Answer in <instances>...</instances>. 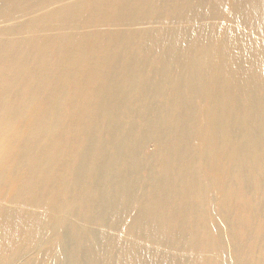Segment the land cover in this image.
I'll list each match as a JSON object with an SVG mask.
<instances>
[{
  "label": "bare ground",
  "instance_id": "1",
  "mask_svg": "<svg viewBox=\"0 0 264 264\" xmlns=\"http://www.w3.org/2000/svg\"><path fill=\"white\" fill-rule=\"evenodd\" d=\"M58 1L15 0L7 9H0V105L13 87V16L28 15L20 21L26 23L21 28L25 36L17 37L24 41L32 30L38 28L39 34L48 24L46 11L54 10L62 27L71 31L78 26L81 58L73 67L81 70L85 66L88 75L80 78V87L70 93L72 104L84 108L83 120L89 123L97 118L85 106L94 88L98 104H103L99 111L115 104L118 111L113 117L119 116L123 98L126 102L119 137L114 134L107 142L104 135L84 131L81 138L90 140L91 145L88 142L78 153L75 170L71 173L66 168L58 180L62 183L59 194L66 193L67 183L69 192L57 202V208L64 213L74 206L79 224H68L65 215L60 222L74 233L72 259L81 264H150L151 251L141 247L138 237L145 223L129 227L133 242H121L123 262L122 258L116 261L111 252L120 242L115 237L107 239V249L97 256V239L105 240L106 235L97 236L89 228H113L117 225L114 218L136 204L142 191L137 187L147 184L144 173L135 174L134 168L145 153L146 162L151 156H162L165 175H185L184 182L178 180L182 182L179 189L172 187L175 180L169 187L168 200L173 199L176 207L179 204L178 214L164 219L160 229L153 225L155 221L150 223L146 241L159 246L155 264H161V259L164 264H264V0H118L115 13L105 8V13L101 12V22L91 37L94 43L101 28L99 35L108 32L109 41H96L94 51L98 53L94 55L90 51L93 43L86 41L92 31L87 25L92 13H81L85 0ZM71 11L74 13L67 15ZM107 12L111 16L105 18ZM77 13L80 21L75 19ZM66 29L51 36L53 48L45 56L60 53L59 42ZM58 65L64 67L63 63ZM52 70L46 67L48 76H39L33 82L39 92L53 77ZM94 73L85 92V81ZM120 87L124 93L118 92ZM58 89L62 100L70 88ZM45 113L42 122L50 110L40 115ZM17 134L20 141L32 137L26 131ZM112 142L115 152L110 157L104 145ZM149 145L155 148L154 155ZM116 185L133 188L127 197L122 193L121 205L115 204L112 187ZM9 200L7 203L13 204V196ZM50 204L45 202L44 208ZM19 214L14 219L13 208L8 207L0 213V250L6 255L0 264L13 259V241L2 243L5 235L13 234V227L21 219ZM39 221L35 220L37 224ZM54 226L52 222L48 229ZM29 230L26 234L32 240L39 237L36 226Z\"/></svg>",
  "mask_w": 264,
  "mask_h": 264
},
{
  "label": "rangeland",
  "instance_id": "2",
  "mask_svg": "<svg viewBox=\"0 0 264 264\" xmlns=\"http://www.w3.org/2000/svg\"><path fill=\"white\" fill-rule=\"evenodd\" d=\"M12 1L14 3L15 0H0V9H7ZM58 2H60L59 4H63V2H68V0H59ZM117 2L118 0H85V2L82 3V16L87 12L92 13L90 20L87 22V25L92 28V31L87 35L86 41H91L93 43V38L91 36L93 31L98 28L97 23L101 22L103 16H101V12H103L105 8L108 12L111 11L112 14L115 13L116 9L113 8ZM108 12L105 14V18L110 15ZM73 13V11L67 12V15H72ZM26 16L28 15L20 14L13 16V87L4 94V100L0 105V127L2 126V128H0V213L4 208L8 207L13 208L14 219L18 218L19 213V215H21V219L17 225L13 227V234L9 236L5 235V243H2V245L6 243L11 244L13 241V259L9 260V264H81L78 259H72L74 242L73 231H70L68 228L65 229L63 224L60 223L63 215H65L63 219L67 220L68 224H72V226L78 224L75 219L74 208H72L74 206L64 211V213L57 208V202L66 198L69 192L67 183V187L65 188L66 193L63 196L59 194L58 191H62V183L58 182V180L61 181V174H65L66 168L71 173L75 170L79 157L77 156L79 155L78 153L82 150L83 146L88 145V142L91 145L90 140L87 142V138H81V136L84 135V131H89L93 135H104L103 137L107 142L111 140L114 134L118 133L117 137H119L122 133L119 130L124 122L122 116L127 112V105L123 98V110L119 116L115 114L113 117L114 112L118 111V107L115 104H109L107 106V111H99V108L103 104H98L94 88L93 95L88 94V103L85 106L88 113L93 112L97 118H95L94 122L89 121V123H86L87 121L83 120L85 114L83 113L84 108L72 104L74 100L71 98L72 93H70L73 88L80 87V85H78L80 78H86L88 75H86L88 70L85 69V66H82L83 69L81 70L79 68L75 70L73 67L76 63L80 64L81 58L78 53L79 38L76 36L78 35V26L69 31L68 27L66 29L65 26L62 27L60 25L58 22L59 15L55 10L51 12L46 11L48 24L41 27L39 34L38 28L35 32L32 30V35L25 37L23 41L17 39V37L25 36V34L21 32V28L24 27L26 23L23 24L20 21ZM75 19H79L78 13ZM65 29L67 32L59 42L60 53L56 52L54 56L51 54L50 57L48 55L45 56L46 51H49V49L52 51L53 48L52 41H49L51 36L56 31ZM102 31L103 29L100 28L91 46L90 51L93 55L98 53V51H94L96 41L100 42L101 38H104V43H108L109 41L107 37L109 34L108 32H105L104 35H99ZM15 38L19 42L15 41ZM59 40L60 39L57 41ZM103 55L99 57L102 59L103 57L101 56ZM96 61L98 62L99 60ZM59 63H63L64 67L60 69ZM46 67L53 68L51 74L53 77L47 79V86L44 91L39 92L37 88H35L33 82L38 80L37 78L39 76H48L45 73ZM95 75V73L93 75L90 74L88 76L89 80L86 79L85 92L88 89L87 86L89 87L91 84V79H93ZM125 76H122V83L125 81ZM59 86L66 89L70 88L65 91L66 97L62 100V95L59 93L61 90L58 89ZM54 90L59 91L54 93ZM73 90L76 91L77 89ZM118 92L124 93L123 87H120ZM101 101H103L102 98ZM45 109H48V111L50 110V113L47 115L45 121L42 122L41 120L48 113L40 115ZM98 123L100 126H97ZM175 125L176 123L172 124L176 129ZM25 131L26 133H30L32 137L28 136L24 138L25 141H20V134L17 133H24ZM112 145L113 142L104 145L110 157L115 152ZM147 148L151 152V155L155 154L156 150L153 148V145H149ZM144 154L143 156L141 155V159L138 157L139 162L137 161L138 163L135 164L134 170L135 174L144 173L147 186L137 187L138 189H142V191L138 195L140 198L136 201V204H131L130 210L123 209V212L114 218V224L117 223V225L113 228H108L107 231H105L102 226H89L97 236L106 235L105 240L104 238L100 239V237L97 239L99 244L97 256H100L102 252L107 249V245H105L107 244V239L115 237L120 242L111 252L115 254L114 259H116V261L119 262L120 258H122L123 262L124 256L122 255L125 249H123L120 244L124 240L132 241L129 227L133 226L132 229H134L138 224L141 226V224L145 223L142 229V235L138 237L142 240L141 247L149 248V251H151L149 255L150 264H155V253H157L156 249L159 248V246L146 241L148 239L149 227L151 226L150 223L152 224L153 221H155L153 225H155L157 229H160L164 223V219L169 215L172 216L170 219L173 218L175 212V215L178 214L177 211L180 209L179 204L176 207L173 203V199L168 200L169 197H171L169 187L175 180L176 183L172 184V187H177L179 189L182 182L185 181V175L183 173H179L177 177H175L174 174L173 176L165 175V173L162 172L164 171V161L163 163L161 161L162 156L159 157L158 155L154 157V159L153 156H151L146 162L147 157L146 154ZM142 158L145 159V162ZM121 159L123 160L122 157ZM140 163H143L141 168L138 166ZM156 164L159 165L157 169ZM122 173L121 169L118 170L117 180L119 184ZM178 180H182V182L179 183ZM162 185L163 187H161ZM112 189H114V200L116 205L122 204L121 197L123 192L127 197L133 190L132 187L129 188L125 186L124 188L122 185L119 187L116 185L115 188L112 187ZM82 190L84 191L83 188ZM147 195L150 196L149 200L144 199L148 197ZM12 196L13 204L7 203L9 199L11 200ZM154 196L158 198L156 199ZM177 198L180 197H176V200H178ZM79 199H81V193H79ZM47 201H49V203L51 202L50 207L44 208L45 202ZM82 211L84 212V210ZM15 214H17V216ZM179 216H181V214H179ZM37 219H40L38 224L35 222ZM54 219L56 220L54 221ZM169 220H167V222ZM52 222L53 225H55L54 228L51 227V229H48ZM80 223H82V220ZM34 226H36V231H39V234H37V236L39 235V239L35 237V239L32 240L30 234L26 233L30 231V228H34ZM60 229L62 233L59 232ZM24 231L25 234L23 238L20 239V235H22ZM81 233L85 234L84 232ZM132 236H134V234H132ZM60 241H64L63 246ZM76 241L75 239V242ZM56 242H58V244ZM19 249L22 251H15ZM3 252L4 250H0V260H4L6 257ZM146 257V254H144L143 260L146 261ZM161 264H164L162 259Z\"/></svg>",
  "mask_w": 264,
  "mask_h": 264
}]
</instances>
